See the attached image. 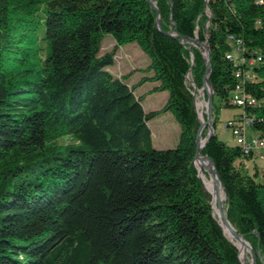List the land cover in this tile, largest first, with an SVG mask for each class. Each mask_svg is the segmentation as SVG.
Instances as JSON below:
<instances>
[{
  "label": "trees",
  "instance_id": "trees-1",
  "mask_svg": "<svg viewBox=\"0 0 264 264\" xmlns=\"http://www.w3.org/2000/svg\"><path fill=\"white\" fill-rule=\"evenodd\" d=\"M150 1L161 30L148 0H0V264H242L194 165L187 80L201 89L206 66L180 37L209 46L214 99L241 111L227 123L251 120L264 139V0ZM106 36L115 47L102 54ZM231 40L257 61L243 83ZM130 44L150 59L136 84L133 72H110ZM240 84L255 104L233 103ZM162 92L165 106L146 112V96ZM167 112L179 144L157 150L149 123ZM202 155L216 164L228 219L264 260V172L258 182L252 153L216 134Z\"/></svg>",
  "mask_w": 264,
  "mask_h": 264
},
{
  "label": "rangeland",
  "instance_id": "rangeland-1",
  "mask_svg": "<svg viewBox=\"0 0 264 264\" xmlns=\"http://www.w3.org/2000/svg\"><path fill=\"white\" fill-rule=\"evenodd\" d=\"M174 32L175 31H172L171 33H174ZM194 40H198L200 42L198 37L194 38ZM181 43L184 44L182 41H181ZM200 43L207 45L206 43H203V42H200ZM185 45H189L190 47H193L196 50H198L202 55V58L204 60V65H205V62L207 60L206 50L203 47H201L200 45H196V44H194L193 46L191 44H185ZM114 47H115V42H114L113 38L111 36H106L103 40V43H102V54H105L107 52L112 51ZM192 54L194 55V53H191V63H192V66H194L195 65V57H192ZM231 56L236 58L237 60H243L244 59L245 64H246V69L249 72H253V70H254L253 65L255 62L247 54L240 52L235 45H233V52L231 53ZM149 65H150V59L143 53V51L139 48V46L137 44H130V45H127V46H124V47H121L118 49L117 55L115 58V65L110 68V72L117 78H120V77L126 76V75L130 76L131 73L133 72V75L129 77L128 82L130 84H136L137 82H139L141 80V78L146 77V76H151L150 73L145 72V70L147 69V67ZM187 81H188V85H190L194 89L193 93H194V97H195V107H196V112H197L198 111L197 105H196V101L198 102L197 99L202 98V101H205L207 104L208 103V95L206 92L203 91V86L200 89L196 85V83L192 79L191 75L188 76ZM209 82H210V79H209ZM202 84H203V79H202ZM155 86H156L155 83L148 82L145 86L138 89L136 93L139 96L145 95L151 89H153ZM202 94H204V95H202ZM168 98H169L168 92H162V93H157V94H152V95L149 94L143 100L142 105H143L144 110L148 113L153 112V111H158V110H161L165 106V104L168 101ZM213 105H214V107H213V118H212L211 127L214 129V136L216 134L219 137V139L222 140L224 143H226L228 146L235 147L236 142L232 136L230 128L227 127V122L230 119H233L238 114H240L241 111L239 109H235V108L234 109H228V108L223 107V105L221 104V102L218 98H215L213 100ZM204 106H206V105H204ZM199 113L200 114L202 113V109L197 112L198 122H199L200 127H201V125H204L207 123V119H208L207 108H206L205 114H204L205 123L202 122ZM215 123H216V128L214 127ZM149 127L152 131L154 147L157 150L174 149L179 144V137H180L181 128H180L178 122L176 121L175 117L173 116V114L171 112H167L165 114H162L161 116L152 120L149 123ZM200 127H199V129H200ZM208 135H209V127L206 126V128L205 129L203 128V131H202V140L206 141L208 139ZM257 139H258L257 133H255L254 131H250V130L247 131L246 140L248 142L255 141ZM60 143H61V145H69V144H72L73 142L66 138V139H63ZM263 154L264 153L261 152L260 149L256 150L255 153H252L253 159L246 163L247 172L251 176H254L255 172H258V174H259V178H257L258 182H261L263 180V177L261 176L264 172ZM203 170L205 171L204 173H202ZM198 172H199V175L202 174L200 176V179H201L203 185H204V182H206L207 185H209V186L213 185L214 186V194H215L217 184L214 183L213 176L210 175L203 168H201L200 171L198 170ZM209 181H211V182H209ZM204 188L206 189L205 185H204ZM206 191L212 197V202H213L212 194L207 189H206ZM227 201L228 200H225L223 202L225 212L227 210ZM214 207H215V214L214 215L218 218V221L220 223L221 220L219 218L218 207L215 204H214ZM234 229H236V228L234 227ZM223 231H224V234L227 237V239L239 250L238 246L232 241V238L234 236H232L231 233H228L225 228H223ZM252 248H253V246H252ZM244 250L246 251V255L244 256V254H243V257L241 256V252L239 250V259H240L242 264H258V261L261 263L264 261L262 255L260 253L256 252L254 250V248H253L254 255L251 251L249 252L247 249H244Z\"/></svg>",
  "mask_w": 264,
  "mask_h": 264
},
{
  "label": "water",
  "instance_id": "water-1",
  "mask_svg": "<svg viewBox=\"0 0 264 264\" xmlns=\"http://www.w3.org/2000/svg\"><path fill=\"white\" fill-rule=\"evenodd\" d=\"M148 1L150 3L151 7L153 9H155L156 12H157V26H158L159 30H161V16H160V12L158 10L157 4L151 2L150 0H148ZM208 1L209 0H206L207 3H208ZM176 32L177 31L175 30L174 33H168L167 35L170 36V37H173V38L180 37ZM180 38H181L182 42L184 43L183 45H185V44H191L192 46L194 44L200 45L207 52V60L205 62L206 72H205V75H204V78H203V91L206 92L207 95H208V103H207V117H208V119H207L206 126L209 127V135H208V139L205 141V144L203 145V147H200L199 143H200V140L202 138V131H203V128H204V125H201V127H200V129L198 131V134H197V138H196V154H195V158H194V165H195V161L200 160V159H205L206 161L210 162L212 164L213 168H214V171L212 172L213 176L214 177L216 176L217 179L220 181V183L223 186V183H222V181L220 179V176L218 174V171H217L216 164H215L214 160H212L211 158H209L207 156H205V157L202 156L203 149L207 146V144L214 137V129L211 127L212 118H213V107H214V105H213L214 90L212 89V86H211V84L209 82L210 76L212 74V70H211V50H210L208 45H204V44L200 43L198 40L190 39V38H187V37H180ZM192 57H194L193 54H192ZM208 85L211 88L210 92L208 91V88H207ZM199 177H200V175H199ZM223 188H224V186H223ZM224 192H225V195H226V200H228V196H227V192H226L225 188H224ZM212 208H213V212L215 214L213 202H212ZM219 209H220L219 218L221 220V222H220L221 227L225 228L226 230H229L231 235L234 236L236 239L243 240L248 245L250 251L254 255V250H253L252 246L244 239L243 235L239 234L237 232V230L234 229V227L232 226L231 222L229 221L227 215L224 214L223 209H222V204H220V203H219Z\"/></svg>",
  "mask_w": 264,
  "mask_h": 264
},
{
  "label": "built area",
  "instance_id": "built-area-1",
  "mask_svg": "<svg viewBox=\"0 0 264 264\" xmlns=\"http://www.w3.org/2000/svg\"><path fill=\"white\" fill-rule=\"evenodd\" d=\"M231 43L237 47V49L240 52H244V49L242 48V43L240 41L234 42L231 40ZM229 60H232L240 70H238L237 76L239 78H242V83L246 80H250L252 77V72H249L246 69L245 60H237L236 58L232 57L231 54L227 57ZM255 63L253 67H255L257 61L253 57H250ZM232 101L235 105H238L239 107L245 106L247 103L249 104H255V102L246 95L244 88L242 87V84L238 85L236 89L233 91L232 94ZM252 121L251 120H245V121H235V122H229L227 123V127L230 128V131L232 133V136L236 142L235 146L240 147L246 154L255 153L256 150L260 149L261 152L264 153V139L260 138L258 135V139L255 141L248 142L246 140V133L248 130L251 131ZM264 158V154H263Z\"/></svg>",
  "mask_w": 264,
  "mask_h": 264
},
{
  "label": "bare ground",
  "instance_id": "bare-ground-1",
  "mask_svg": "<svg viewBox=\"0 0 264 264\" xmlns=\"http://www.w3.org/2000/svg\"><path fill=\"white\" fill-rule=\"evenodd\" d=\"M207 88H208V91L210 92L211 91V88L209 87V85L207 86ZM202 95H204V94H202ZM204 97V96H203ZM198 100V102H197V109H198V111L199 110H201L202 109V113L200 114L199 113V115H200V118H201V120H202V122L203 123H205V118H204V114H205V110H206V108H207V104H206V102L205 101H202V98H198L197 99ZM204 105H206V106H204ZM205 108V109H204ZM197 111V112H198ZM206 128V124H204V129ZM205 144V141H203L202 140V138H201V140H200V143H199V145H200V147H203V145ZM205 160V159H204ZM203 159H200V160H197V161H195V166H196V168L200 171L201 170V168H203V169H205L210 175H212L213 176V174H212V172L214 171V168H213V166H212V164L210 163V162H208V161H204ZM208 162V163H207ZM210 163V164H209ZM202 174H200V176H201ZM203 177V176H202ZM201 177V178H202ZM213 178H214V183L215 184H217V186H216V191H215V194H214V186L213 185H210V187H211V194H212V196H213V202L215 201V205L218 207V211H219V215H220V209H219V203L220 204H222V209H223V212H224V214L226 215V212H225V208H224V204H223V202L226 200V195H225V192H224V188H223V186H222V184L220 183V181L217 179V177L215 176H213ZM203 180V179H202ZM204 182V181H203ZM209 182H211V181H209ZM211 184V183H210ZM204 185H205V183H204ZM206 187V186H205ZM207 189V188H206ZM208 190V189H207ZM213 205H214V203H213ZM227 232L228 233H230L229 232V230H227ZM232 241L238 246V248H239V250H240V252H241V256L243 257V254H244V256L246 255V251L244 250V249H247L249 252H250V249H249V247H248V245L243 241V240H241V239H235L234 237L232 238Z\"/></svg>",
  "mask_w": 264,
  "mask_h": 264
}]
</instances>
